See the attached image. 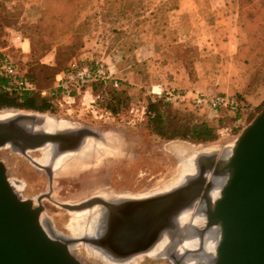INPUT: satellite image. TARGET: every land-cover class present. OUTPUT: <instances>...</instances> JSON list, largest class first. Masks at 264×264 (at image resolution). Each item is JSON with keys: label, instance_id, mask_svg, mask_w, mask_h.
I'll return each mask as SVG.
<instances>
[{"label": "rangeland", "instance_id": "obj_1", "mask_svg": "<svg viewBox=\"0 0 264 264\" xmlns=\"http://www.w3.org/2000/svg\"><path fill=\"white\" fill-rule=\"evenodd\" d=\"M12 1L14 2L3 4L0 8L2 9L0 18L3 21L0 20V24L20 23L19 28H22L25 34L26 42L24 43H28L30 52L26 58L20 55L21 49L18 50L19 52H11L9 56L23 71L30 70L31 75L37 79L40 91L48 94L54 88L55 77L62 70H66L72 62L100 61L113 72L112 80L121 84L116 89L110 84L103 88L88 87L83 94L78 92L73 100L61 98L58 108L53 113L48 112L53 120L58 122L88 127L110 135L109 137H113L119 148L116 152L107 150L98 154L97 158L101 161L97 165L91 162L92 165L81 167L77 169L78 171L62 172L55 176L51 199L43 200L41 204L45 215L52 223L53 230L60 232L63 236L67 235L65 228L69 224L71 215L76 214H69L56 204L78 203L96 193H101L103 189L112 195H127L135 198H145L166 192L161 190L180 178L181 161L184 159V156L176 155V151L173 152L171 147L187 144L209 153H226L242 130L264 108V103L256 107L257 101L251 103L245 98L250 94H253L252 97L257 100L264 98L263 72L260 67L254 68L247 64L242 74L228 75L230 81L226 83V86L238 88L241 92L235 93L234 96L243 97L248 104L246 112L238 119L231 114L222 112L215 114L207 107L197 108L192 105L191 100L196 94L213 95L208 90H186L191 93L186 94L185 102L179 104L164 100L166 105L158 108L167 134L183 132L192 126L205 125L214 131L216 136L214 142L195 143L177 138L161 139L153 132L154 117L147 113V109L150 104L157 105V98L163 93L158 95L157 89L152 91L150 85L139 84L137 80L132 79L136 76L130 75V79L127 80L120 74L124 69L122 55L114 53L116 49L121 48V42L116 40L119 35V26L113 25L116 22V12L105 15L108 22L112 20L113 24L101 27L99 24L95 26L89 20L91 2L95 4L104 0H50L46 5L42 0ZM112 1L109 0V2ZM98 12L95 13L98 16L104 14V12ZM158 14L161 13L158 12ZM238 21L241 24V34L246 35L243 20L238 19ZM2 27L0 25V29ZM3 31L1 29V33ZM59 49L61 55H58ZM112 54L118 58L115 59ZM260 55H264V51H257L258 58ZM57 56L60 61L57 67L59 72L55 74L54 70L44 69L50 66L54 68ZM193 61L188 60L191 64ZM192 68L195 73L193 65ZM134 69L131 68L128 73L136 75ZM147 76L148 81L151 76ZM188 78L193 85L198 82L196 73ZM155 79L160 84H164V90L174 89L177 91L175 93L183 92L184 94L185 89L169 87L171 83L169 76L156 75L152 81ZM106 108H111L114 112ZM13 111L19 110H0L2 113L0 116L12 117L10 114ZM8 150L9 148L1 150L0 158L7 168L8 179L21 182L24 191L20 193V198L34 199L49 191L44 174L25 159L6 153ZM77 246L80 249L78 257L83 264H105L92 254V248L83 244ZM158 253L131 264H171L167 258H164L161 251Z\"/></svg>", "mask_w": 264, "mask_h": 264}, {"label": "water", "instance_id": "obj_2", "mask_svg": "<svg viewBox=\"0 0 264 264\" xmlns=\"http://www.w3.org/2000/svg\"><path fill=\"white\" fill-rule=\"evenodd\" d=\"M10 115L0 119V151L9 148L6 153L25 159L45 174L49 191L35 202L19 198L0 158V264H83L72 254L71 247L77 244L119 263L147 254L163 240L170 241L164 258L171 264H264V108L242 130L228 156L195 154L194 171L166 192L130 200H106L101 192L78 203L56 204L69 214L97 207L105 210L101 229L87 238L63 236L53 230L41 203L51 199L57 175L54 167L41 166L28 153L51 148L55 160L76 154L91 140L102 145L92 148V160L107 150H119L117 142L107 134L72 124L68 129L44 130L52 118L48 113L13 111ZM217 185L220 191L213 200L212 188ZM197 203L204 207L206 226L199 230L193 225L190 230L189 222L181 225L179 217ZM213 227L219 238L210 253L203 246V236ZM186 233L200 240L196 249L181 247L182 243L178 246Z\"/></svg>", "mask_w": 264, "mask_h": 264}, {"label": "crops", "instance_id": "obj_3", "mask_svg": "<svg viewBox=\"0 0 264 264\" xmlns=\"http://www.w3.org/2000/svg\"><path fill=\"white\" fill-rule=\"evenodd\" d=\"M8 2L14 1L0 0V8ZM239 9L237 0H127L123 4L120 0H104L91 2L89 20L95 26L113 24L105 15L116 12L113 25L119 26L116 40L121 42V48L114 53L122 55L124 69L120 74L127 80L130 75L136 76L132 79L139 84L146 83L152 91L157 89L159 94H168L175 90H164V84L157 79L152 81L156 75H166L171 82L169 87L185 89V95L191 93L186 90L199 89L213 95L234 96L241 91L226 86L230 81L228 75L242 74L246 69L237 60L238 48L247 43L246 35L241 34ZM98 11L104 14L98 16L95 14ZM0 20L3 22L2 18ZM15 24H0L4 30L1 33L0 29V51L9 55L21 49L20 55L26 58L29 45L24 43L26 39L20 23ZM112 57L118 58L114 54ZM188 58L194 60L192 65L198 80L194 85L189 81L185 62L181 61ZM131 68H135L136 75L128 73ZM108 71L113 79V72L109 68ZM147 75L151 76L148 81ZM252 96L245 98L251 103L257 101L256 107L264 103V98L257 100Z\"/></svg>", "mask_w": 264, "mask_h": 264}, {"label": "trees", "instance_id": "obj_4", "mask_svg": "<svg viewBox=\"0 0 264 264\" xmlns=\"http://www.w3.org/2000/svg\"><path fill=\"white\" fill-rule=\"evenodd\" d=\"M127 0H120V3L123 4ZM42 2L46 5L49 4L50 0H42ZM239 4L238 19H242L245 26V33L247 43L244 46L238 48L237 60L239 63L243 65H249L251 67L257 68L260 67L263 75H264V55H260L258 58L257 51H264V0H237ZM168 11V10H167ZM58 55L60 54V49L58 50ZM188 58L186 60L182 59L181 61L185 62L186 69L189 73V76H193L195 73L192 68V64L188 62ZM261 61V62H260ZM59 57L57 56L55 60V67H44V69L54 70L53 72L58 73L59 69ZM90 64V63H85ZM17 65V64H16ZM18 66V65H17ZM19 70L23 72L25 81L29 83L33 89L27 92L22 93H7L6 92V81L2 76H0V110L5 109H14L19 111H28L35 113H53L60 103V99L63 97L59 92L53 93L51 90L49 94L43 96V91L38 89L37 79L31 75L30 70L23 71L18 66ZM62 70L60 73L64 72ZM58 73V74H60ZM107 84H110L116 89L120 84L118 81L107 80L106 82H96L92 83L89 86H84L80 90V94L85 92V89L88 87H98L103 88ZM54 85V82H53ZM55 86V85H54ZM115 91V90H113ZM177 92V91H174ZM78 92H73L71 97H76ZM183 94V92H181ZM166 94L161 95L158 99V104H150L148 105L147 113L153 115L152 126L153 132L156 136L161 139L172 140V139H180L187 140L195 143H211L216 140V136L214 131L208 128L205 125L200 126H192L190 129L184 130L183 132H173L167 134L164 131V124L162 123V116H160L161 106H165L164 97ZM237 100L241 104L240 111L233 115L235 119H238L242 114L246 112L248 108L247 102L241 96H236ZM159 105V106H158ZM107 110H111V108H106Z\"/></svg>", "mask_w": 264, "mask_h": 264}, {"label": "bare ground", "instance_id": "obj_5", "mask_svg": "<svg viewBox=\"0 0 264 264\" xmlns=\"http://www.w3.org/2000/svg\"><path fill=\"white\" fill-rule=\"evenodd\" d=\"M11 116H5L2 117L0 119H8ZM52 120V121H51ZM46 121L47 125L46 127H44V130L47 131H52L54 129H56L57 127H60L61 129H68L71 126L67 125L65 123H61L53 119ZM108 135V134H107ZM110 136V135H108ZM113 136V135H112ZM113 138V137H112ZM117 140V139H116ZM93 141L88 140L85 145L75 154H66V155H62L59 157H56L57 160H55L54 162V167H55V173L59 174L62 172H71V171H75V170H79V168L81 167H85V166H90L92 165L91 162L93 163H99L101 160L100 158H97V156L95 155V158H93L92 160H90L91 158V153H92V148H96L99 147L102 148V145L99 143H96L95 145L93 143H91ZM181 144V143H179ZM187 145V144H185ZM202 148V147H201ZM171 149H173V152L176 151V155L181 156L184 158H186L187 160L185 162L182 163V170H181V176L180 178H177L176 180H174L172 183H170V185H168L163 191H167L170 190L171 188H173L174 186H177L183 179L185 176H187V174H190L194 171V166H193V157H195V154H204V155H210L209 152H207L206 150L200 149V148H187L184 146H173L171 147ZM232 149V146H231ZM231 149L229 151H227L226 153H223L221 156L222 157H226L230 154ZM100 151V150H97ZM213 153V152H211ZM91 154V155H90ZM40 157V163L46 165L50 162L51 158H52V150L51 148H45L44 150H40L39 155ZM84 156H86L84 158ZM179 159V158H178ZM39 160V159H38ZM77 170V171H78ZM76 171V172H77ZM221 179H218V182L220 183ZM9 183L11 185V188L13 189V191L17 194V196L20 198V191L21 190V185H19L16 181H14L13 179H9ZM20 183V182H19ZM23 188V187H22ZM212 199L214 200L215 198H217L219 191H220V186H214L212 188ZM100 190V189H98ZM102 190V189H101ZM104 190V191H103ZM101 192V195H104L106 198L108 199H129L130 197L127 195H119L118 197H113L112 195H106L103 192H106L105 189H103ZM96 192V191H95ZM94 192V193H95ZM155 193V192H154ZM157 193V192H156ZM97 194V193H96ZM114 194V192H113ZM115 195V194H114ZM107 200V199H106ZM100 209H103L100 207ZM92 210H87L84 212H79V213H72V214H76V215H71L70 217V221L68 226L65 228V230L67 231V235L69 237H82V238H87V237H91L92 235H94L95 233H97L98 230L101 229V217L104 213V209L103 212L100 211L101 214H99L97 211H93ZM180 218V224L184 225L187 224L189 225L188 228H190V230H192L193 225H196L197 228L199 230H202L201 227L206 226V221H205V212H204V207L200 205V203L195 204L194 207H192L191 209L187 210L186 212L183 213V215H181ZM45 227V226H44ZM218 238H219V232L218 229L216 227L211 228L207 233H205V235L203 236V246L206 250H209L210 253H214L215 247H216V243L218 242ZM182 242L178 243V246L181 244V247L183 246L184 248H189L191 247L192 249H196L197 246L200 243V240L198 238H196L194 236V234H189L186 233V238L184 240H181ZM79 245V244H77ZM77 245H74L73 247H71L72 250V254L79 259L78 256H80V249ZM84 245V244H83ZM77 246V247H76ZM86 246V245H85ZM89 247V246H87ZM166 248H170V241L169 240H163L160 241L159 243H157L155 245V247H153V249L148 252L145 255H138L135 257H131L129 259L126 260H122L121 262H119L120 264H131L134 261H138L142 258L145 257H153L154 255H156L158 252H162L163 256H165V249ZM93 249V248H92ZM181 249V248H180ZM91 251V249L89 250ZM92 254L95 257H98L103 263L105 264H119L118 262H115L114 260L100 254L99 252H96L95 250L92 251ZM159 254V253H158ZM97 260V259H96Z\"/></svg>", "mask_w": 264, "mask_h": 264}, {"label": "built area", "instance_id": "obj_6", "mask_svg": "<svg viewBox=\"0 0 264 264\" xmlns=\"http://www.w3.org/2000/svg\"><path fill=\"white\" fill-rule=\"evenodd\" d=\"M0 76L6 81L7 93H22L33 89V87L25 81L24 74L21 72L13 61V59L0 51ZM111 80L107 66L95 61L90 64L72 62L68 68L55 77V86L52 92H59L63 97L73 100L71 97L73 92H80L84 86H89L96 82H106ZM49 94V93H48ZM42 93L43 96L48 95ZM160 95V94H158ZM169 103H183L187 100L185 94L170 92L164 97ZM195 107H207L215 113H227L231 115L237 114L241 109V104L236 96L226 95H206L203 93L196 94L192 100Z\"/></svg>", "mask_w": 264, "mask_h": 264}, {"label": "flooded vegetation", "instance_id": "obj_7", "mask_svg": "<svg viewBox=\"0 0 264 264\" xmlns=\"http://www.w3.org/2000/svg\"><path fill=\"white\" fill-rule=\"evenodd\" d=\"M70 126H72V125H70ZM39 152L40 151H36V152H33V153H28L29 155H30V157L33 159V160H35L37 163H39L41 166H48V167H54V162H55V160H57V158H55V160H54V157L52 156V158H51V160H50V162L48 163V164H46V165H44V164H42V163H40V157L38 156L39 155ZM32 156H34V157H32ZM39 159V160H38ZM54 172L53 173H55V167H54ZM56 174V173H55ZM57 175V174H56ZM44 176H45V174H44ZM45 178H46V176H45ZM46 180H47V178H46ZM14 181H16L19 185H21L20 187H21V190L22 191H20V193H22L23 191H24V189L22 188L23 186H22V184L21 183H19L20 181H18V180H14ZM104 191V190H103ZM100 196V195H99ZM101 197H103L104 199H107V200H110V199H108V198H106L104 195H101ZM146 198V197H145ZM32 199V198H31ZM35 199L36 198H34L33 199V201L35 202ZM125 199V198H124ZM130 199H143V198H135V197H130L129 198V200ZM112 200V199H111ZM126 200H128V199H126ZM93 211H97L99 214H101L100 213V211H102L103 212V209H100L99 207H97V208H95ZM204 227V226H203ZM202 229V228H201ZM139 261V260H138Z\"/></svg>", "mask_w": 264, "mask_h": 264}]
</instances>
